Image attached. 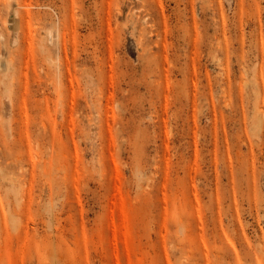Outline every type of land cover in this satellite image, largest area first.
I'll return each instance as SVG.
<instances>
[{"label":"rangeland","instance_id":"374dc122","mask_svg":"<svg viewBox=\"0 0 264 264\" xmlns=\"http://www.w3.org/2000/svg\"><path fill=\"white\" fill-rule=\"evenodd\" d=\"M0 264H264V0H0Z\"/></svg>","mask_w":264,"mask_h":264}]
</instances>
